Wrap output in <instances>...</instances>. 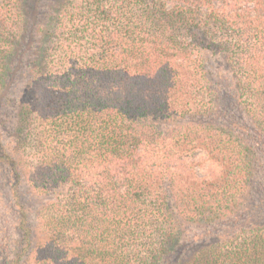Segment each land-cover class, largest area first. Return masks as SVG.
<instances>
[{
    "label": "trees",
    "instance_id": "16d2710c",
    "mask_svg": "<svg viewBox=\"0 0 264 264\" xmlns=\"http://www.w3.org/2000/svg\"><path fill=\"white\" fill-rule=\"evenodd\" d=\"M13 102L45 201L0 264H264V0H0Z\"/></svg>",
    "mask_w": 264,
    "mask_h": 264
},
{
    "label": "rangeland",
    "instance_id": "374dc122",
    "mask_svg": "<svg viewBox=\"0 0 264 264\" xmlns=\"http://www.w3.org/2000/svg\"><path fill=\"white\" fill-rule=\"evenodd\" d=\"M218 60L216 56H213L209 61L210 65L207 66L209 73L213 76H219L224 73L222 69H219V65L221 64L219 63L220 60ZM28 73V69L24 68L17 71L12 76L8 91L11 99L10 102L13 100L16 102L20 92L26 87L29 78ZM216 79L217 78H215V80ZM13 103H9L0 109V154L3 150H8L6 147L9 142H12L10 144L20 142L17 137H14L18 134V129L20 128L18 120L16 119L19 105ZM25 155L28 157H25L23 162L20 163V167H22L20 169L24 177L18 187L15 185L16 180L9 164L6 161L0 160V244L7 245V243H9L11 245V250L19 247L21 238L20 218L23 210L30 220H32V224L35 225L37 221L36 214L41 204L45 201L43 196H40L34 191L32 177L33 166H35V164H33L35 160L34 151L28 149ZM192 161L198 177L213 178L220 173V166L210 160L204 152H198L192 157ZM258 171L259 173L256 177V181H263L264 167H258L257 172ZM227 223L228 222H225V225H223L221 229L228 228L229 225ZM201 228L193 229L192 233L202 234L203 230H201ZM211 236H214L213 233L208 234V237ZM0 261H3L1 257Z\"/></svg>",
    "mask_w": 264,
    "mask_h": 264
}]
</instances>
